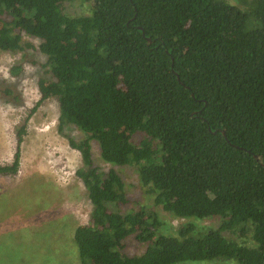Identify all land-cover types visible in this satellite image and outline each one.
I'll use <instances>...</instances> for the list:
<instances>
[{"label":"trees","instance_id":"1","mask_svg":"<svg viewBox=\"0 0 264 264\" xmlns=\"http://www.w3.org/2000/svg\"><path fill=\"white\" fill-rule=\"evenodd\" d=\"M81 1L87 14L66 13L64 0H0V50L35 37L48 73L0 175H17L27 122L53 98L58 131L71 124L83 136L67 137L92 206L73 232L80 264H264V0H241L246 10L227 0ZM91 141L102 161L135 169L152 206L109 208L129 199L118 171L94 164ZM153 206L219 221L170 233ZM129 238L140 254L125 253Z\"/></svg>","mask_w":264,"mask_h":264},{"label":"rangeland","instance_id":"2","mask_svg":"<svg viewBox=\"0 0 264 264\" xmlns=\"http://www.w3.org/2000/svg\"><path fill=\"white\" fill-rule=\"evenodd\" d=\"M227 1L243 10L249 4H243L245 0ZM89 8V1L63 2L64 11L70 15L87 14ZM22 44L23 49L18 51L0 50V164L12 161L17 125L39 98L37 79L48 76L43 65L45 56L38 49L39 40L23 34ZM13 65L21 66L17 76L10 74ZM6 88L12 94H6ZM58 114L53 98L38 106L26 125L17 175H0V264H80L73 232L78 225L87 223L92 206L81 180L75 175V170L82 166L81 156L69 146L67 137L78 140L83 136L71 124L59 132ZM91 152L100 170L115 168L124 182L128 204L111 203L108 204L110 209L125 213L141 205L152 206L133 167H117L102 161L95 141H91ZM153 208L163 222L162 228L170 233L186 222L216 227L219 221L217 216L201 220L174 218L161 206ZM231 237L236 238L235 235ZM143 249L144 246L129 238L124 251L133 255L140 254Z\"/></svg>","mask_w":264,"mask_h":264},{"label":"water","instance_id":"3","mask_svg":"<svg viewBox=\"0 0 264 264\" xmlns=\"http://www.w3.org/2000/svg\"><path fill=\"white\" fill-rule=\"evenodd\" d=\"M139 29H141L140 27H139ZM148 42L150 43V40L148 39ZM222 133H224L223 131H222ZM255 158L257 159L258 157L257 156H255Z\"/></svg>","mask_w":264,"mask_h":264}]
</instances>
